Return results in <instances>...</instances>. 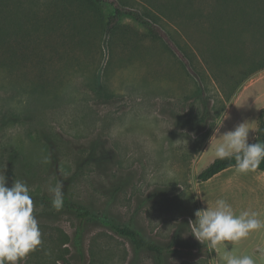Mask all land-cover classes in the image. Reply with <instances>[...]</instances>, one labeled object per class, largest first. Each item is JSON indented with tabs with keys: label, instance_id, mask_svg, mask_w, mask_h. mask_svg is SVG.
<instances>
[{
	"label": "rangeland",
	"instance_id": "1",
	"mask_svg": "<svg viewBox=\"0 0 264 264\" xmlns=\"http://www.w3.org/2000/svg\"><path fill=\"white\" fill-rule=\"evenodd\" d=\"M59 1L0 0V20L8 7L12 27L23 29L28 13L45 19L55 13L49 6ZM121 1L147 14L161 35L149 34L127 17L109 32L107 22L114 12L105 5L86 15L75 12L77 22L82 17L90 20L86 27L78 26L81 31L72 30L65 20L64 29L52 35L35 34L22 43L10 30L5 44L0 43V173L11 187L15 180L6 175L7 160L17 154L26 164L30 195L51 194L49 188L57 184L49 169L50 148L42 136L59 146L61 165L74 154L92 151L98 156V150H92L97 147L99 154L111 157L102 170L105 175L94 177L85 170L77 192L89 193L105 214L157 246L174 243L177 253L162 260L154 254H136L111 234L107 224H92L82 237L86 264H226L224 254L214 258L206 242L191 234L190 222L197 210L215 207L217 201L215 186L198 180L218 159L215 147L222 137H213L214 129L222 124L220 131L225 133L248 121V143L258 129L264 69H257L264 66V37L257 30H243L242 11L248 10L249 20H255V2ZM158 2L160 7L153 6ZM11 53L16 55L12 65L7 62ZM250 172L233 169L230 175L249 182ZM95 180L99 188L107 186L106 197L99 195V188L89 187ZM41 211L34 206L42 233L34 257L45 260L60 251L71 264H78L71 242L80 221L59 212L52 222L42 219ZM257 243H264L261 229L217 247L228 250L234 244ZM32 259L29 254L19 264H32Z\"/></svg>",
	"mask_w": 264,
	"mask_h": 264
},
{
	"label": "trees",
	"instance_id": "2",
	"mask_svg": "<svg viewBox=\"0 0 264 264\" xmlns=\"http://www.w3.org/2000/svg\"><path fill=\"white\" fill-rule=\"evenodd\" d=\"M251 1L255 2L256 17L254 16V19H256L249 20L250 14L248 10H242L246 12L243 30H257L258 35L264 37V0ZM152 4L153 6L160 7L159 2L158 5H156V3ZM105 5L110 6L114 12L107 22L109 32H114L117 30L123 18L127 17L143 26L149 34L153 36L161 35V29L152 21V19L149 18L147 14L127 8L128 4L122 2L121 0H60L58 3L49 6V11H55V13L45 19H41L28 13L26 24L24 25L23 29L21 26L19 28L12 27L10 23L11 17L9 16V9L6 7L3 11V13L6 14V17L3 20H0V43L5 44L6 37L10 30L17 32L22 43L29 41V39L35 34L42 33L44 35H52L54 32L64 29H62L61 24H63L65 20L72 30L81 31L78 26L82 25V27H86L90 20L81 16L83 21L81 23L77 22L79 19V14L77 15L75 12L78 11L80 12V15H86V13L91 11V9L93 10L96 7L99 8ZM233 17H236V14H233ZM6 42H8V40ZM15 56L16 55L12 53L8 56L7 62L10 63V65L15 64L13 63ZM3 60L6 61L5 59ZM260 68L264 69V66L259 67L257 71H259ZM257 71H254V73ZM208 116L209 113L207 112L206 108L204 117L207 118ZM42 140L50 148L49 169L51 174L54 176L55 183L61 184L63 186V206L59 210L52 206V194H35L31 197L33 199L34 206L39 207L40 210H42L40 212L42 219L46 218L49 221L55 222L58 220L59 212H63L73 215L76 217V219H78V221H80V225L77 229V232L74 233V237L71 242V244H73L76 248V255L73 259H76L78 264H86L87 255L82 242V237L87 231L88 225L92 224H107L110 228V231L112 232L111 234L114 237L121 238V240L126 241L136 254H154L158 260H162V257L166 254L177 253L174 250V243H172L167 248L157 246L155 242L146 240L141 235L142 233L134 229L132 226L119 223L114 219V217L105 214V212L97 207L96 202L91 199L92 196L89 195V193L86 194L87 196H82L80 195V192H77L80 185L84 184V182L80 181L83 180L82 173L85 170H88L89 172L91 171L94 174V177L102 178L105 175V171L102 170L105 169L104 165L111 161L109 153L99 154L100 149L93 147L92 150H98V156H96L92 151L88 152V150V153H86L87 155L77 156L74 154L76 152L74 149H70L66 146L67 150L71 151L74 155L71 157L70 162H65L63 166L61 165L63 156H61L59 146L55 144L52 138L45 134L42 136ZM249 143L264 144V108L261 109L259 114L258 129L255 131L254 139ZM7 161L9 166L6 175L13 177L14 180H20L27 185L30 182V179L27 177L29 174L25 171L26 164L23 162L24 160L21 159L17 154H13ZM235 164L236 161L234 158H227L223 160L218 158L199 174L198 180L200 183L208 182L222 171L228 168H235ZM256 170L264 171V161H261L259 167ZM89 185V187L93 189L99 188V184L96 180L89 183ZM101 187L102 188L98 189L100 192H98V190L97 192L99 195L106 197L109 194V191L106 188L107 186ZM210 250L212 255H215V249L210 248ZM36 252L37 251L30 253V256L34 258L31 261L32 264H60L62 262L63 264H71L69 260H67L64 256H61L60 251H58V254L55 252L51 253L49 258L45 260L41 258L39 259L38 255L34 257L35 254H37Z\"/></svg>",
	"mask_w": 264,
	"mask_h": 264
},
{
	"label": "clouds",
	"instance_id": "3",
	"mask_svg": "<svg viewBox=\"0 0 264 264\" xmlns=\"http://www.w3.org/2000/svg\"><path fill=\"white\" fill-rule=\"evenodd\" d=\"M227 116L224 114L223 120ZM222 124L214 129L213 137H222V143L215 147L219 159L234 158L235 169L239 173L256 170L264 161V144L248 143L250 123L245 121L234 130L221 133ZM211 138L210 142L212 141ZM63 186L57 184L49 188L52 206L59 210L63 206ZM34 203L28 186L15 180L11 187L0 173V264H19L42 244V233L34 216ZM196 219L190 222L191 234L207 247L215 248L223 242H238L251 232L264 227L257 219V213L242 211L236 215L224 199H218L215 207L197 210ZM228 247L227 244L224 245ZM226 264H255L251 256L225 257Z\"/></svg>",
	"mask_w": 264,
	"mask_h": 264
},
{
	"label": "crops",
	"instance_id": "4",
	"mask_svg": "<svg viewBox=\"0 0 264 264\" xmlns=\"http://www.w3.org/2000/svg\"><path fill=\"white\" fill-rule=\"evenodd\" d=\"M233 169H226L221 173L214 176L208 182V185L215 186V196L218 199H224L228 204L231 205L234 213L239 215L242 211H249L250 213H257V219H259L264 225V171L254 170L249 173V182L241 177L230 175ZM205 196L202 193L200 204ZM234 200L235 204H231ZM203 207V206H202ZM264 232V227L260 228ZM215 255L224 257L227 255L234 256H251L255 260H264V243L257 244H234L228 250L225 248L220 250L219 247H215Z\"/></svg>",
	"mask_w": 264,
	"mask_h": 264
}]
</instances>
